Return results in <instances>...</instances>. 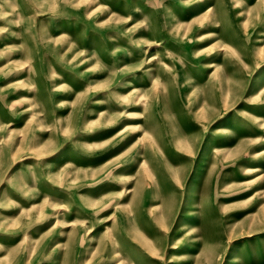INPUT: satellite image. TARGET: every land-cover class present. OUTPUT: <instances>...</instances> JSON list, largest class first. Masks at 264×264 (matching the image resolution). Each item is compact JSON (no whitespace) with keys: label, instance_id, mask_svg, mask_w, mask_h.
<instances>
[{"label":"rangeland","instance_id":"rangeland-1","mask_svg":"<svg viewBox=\"0 0 264 264\" xmlns=\"http://www.w3.org/2000/svg\"><path fill=\"white\" fill-rule=\"evenodd\" d=\"M0 264H264V0H0Z\"/></svg>","mask_w":264,"mask_h":264},{"label":"bare ground","instance_id":"bare-ground-1","mask_svg":"<svg viewBox=\"0 0 264 264\" xmlns=\"http://www.w3.org/2000/svg\"><path fill=\"white\" fill-rule=\"evenodd\" d=\"M212 8L209 9V11L211 10ZM209 67H215V64H211Z\"/></svg>","mask_w":264,"mask_h":264}]
</instances>
